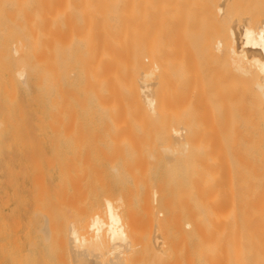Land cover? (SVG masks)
I'll list each match as a JSON object with an SVG mask.
<instances>
[{
    "label": "bare ground",
    "instance_id": "bare-ground-1",
    "mask_svg": "<svg viewBox=\"0 0 264 264\" xmlns=\"http://www.w3.org/2000/svg\"><path fill=\"white\" fill-rule=\"evenodd\" d=\"M203 21L209 28L206 40H200L203 37L194 28ZM202 41H205L202 44L204 51L213 55L211 57L220 75L219 98L217 95L215 101L218 99L217 111L221 113V118L219 115L217 118L228 121L231 117L228 122L233 123L234 114L228 106L235 104L233 101L238 99L235 95L240 96V91L247 88L243 86H248L249 91L245 89L246 93L243 91L241 98L249 106L248 118L243 125L248 126L251 136L248 134L245 137L247 140L252 138V141L250 139L251 144L247 145L248 159L244 165L246 182L243 185V182L240 185L243 177L240 180L238 175V170H241L236 168L239 165L232 164L237 176L230 174V179L227 175L231 168H227L228 174L223 175L228 180L223 182L221 173L224 170L221 172L218 157L212 158V161L207 159L208 156L202 153L204 149L199 145L200 141V147L193 145L198 139L192 144L187 143L195 136V133L190 135L189 128H192L190 122L195 112L193 106L198 103L193 105L195 102H190L192 98L184 100L182 97L185 94L187 97L190 92L183 90L193 86L191 73L199 52L202 53L200 50L203 48L199 50ZM181 74L187 75V88L179 80L183 77ZM24 76L27 90L21 87L22 82L21 86L19 84ZM235 83L241 84L237 89L240 94L235 92L236 86H231ZM173 85H178V88L181 85V90ZM176 88L175 96L173 90ZM231 88L235 95L229 93ZM192 89L188 90L195 91L194 86ZM178 95L186 101L184 107ZM229 111L232 113L230 117ZM76 121H98L106 124L107 127L103 126L106 131L94 128L101 133L95 134L94 129L93 135H85L82 131L75 133L78 129ZM221 121L218 123L222 125ZM226 122L222 126L229 128ZM218 126L220 135L223 129ZM188 133L190 138L187 136L186 139ZM239 133L243 134V131ZM221 136L219 138L223 139ZM193 147L199 150H194L200 152L198 156L197 152L192 156L190 149ZM206 150L209 151V148ZM206 150L204 152L208 154ZM222 155L226 157V153ZM203 156L212 163L211 167L206 166V160H202L203 163L198 161ZM234 158L232 161H235ZM214 160H218L219 164H215ZM240 161L246 163L244 159ZM225 165L227 160L223 168ZM104 167H111L119 178L132 180L141 167H169V171L174 167L169 173L174 174L175 179L177 176V183L173 185L170 181L168 189L173 192L176 189L178 202L183 204L180 216L184 250L180 264H264V0H0V232L11 228L7 220L10 216L4 211L11 201H15L16 205L15 209L10 208L15 212V218L22 219V212L28 214L27 228L34 227L35 219L49 215L46 207L49 201L57 203L55 217L60 221L72 217L75 210L72 205L76 194L74 188L86 183L91 170L94 174L100 173L96 175L101 181ZM149 169H146L147 172L140 171L146 174L138 172L135 179L139 177V182ZM170 174L168 178L172 180ZM26 182L30 184L28 191L24 187ZM226 183L229 188L224 189ZM221 189L232 190V194L227 193L229 203H222V200L220 203L221 195L214 200L217 205L211 203ZM224 190L220 194L224 195ZM27 200L31 201L29 209L25 206ZM115 202L106 201L104 213L107 221L104 217L98 219L99 216L97 220L91 219L95 222H91L92 226L89 224L83 234L72 227L71 221L70 228L73 229L67 236L71 239L72 253L77 249V252L83 251L81 248L84 246V251H90L88 245L105 249L107 244L118 249V254L112 249L116 256L131 243L129 239L131 241L132 237H129L126 226L130 228L132 225H125L120 212L122 205L118 206L119 201L115 205ZM124 206L122 209H125ZM9 213L12 215V212ZM176 216L173 220H177V225L174 221L172 224L177 227L181 218L178 214ZM25 223L19 220L13 225L18 228ZM89 230L93 233H85ZM145 230L148 232V228ZM160 230L161 224H157L154 237L150 236L155 242L148 240L149 244L154 243L150 246H159L158 241L165 239L161 235L159 240ZM36 236L39 235L36 233ZM173 238L167 239L172 242ZM61 239L62 236L59 241ZM65 243L61 245L65 247ZM110 248L106 247L107 251ZM161 254L163 256L164 253ZM77 255L75 258L79 261L76 260V264H82ZM104 259L107 260L106 257Z\"/></svg>",
    "mask_w": 264,
    "mask_h": 264
},
{
    "label": "rangeland",
    "instance_id": "rangeland-1",
    "mask_svg": "<svg viewBox=\"0 0 264 264\" xmlns=\"http://www.w3.org/2000/svg\"><path fill=\"white\" fill-rule=\"evenodd\" d=\"M198 24H200V23H198ZM194 28L196 29V30L195 29L194 30L195 31H199L201 37H203V39L201 38L200 40H206L208 38L207 36H209V28H208V24H206L204 21L199 26L197 25ZM199 33H198V35H199ZM196 34H197V32H196ZM198 35H197V37H198ZM199 37H198V39H199ZM204 37H205V39H204ZM202 42L203 43H200L199 44L201 46V47L199 46L200 47L199 50L204 47V46L202 47V44H204L205 41H202ZM200 51L202 53L199 52L200 57L198 55V58L196 59L197 62H195L196 65H195V63H193V67L194 66L195 67L197 66V67L196 68L194 67L193 70H192V73H191L192 74L191 79L193 81V82L192 81L191 82L193 83L192 85L194 86L195 91H191V90L189 91L188 90L189 88L192 89L193 86L192 87H189L188 86L189 88H187L186 82H185V80H186L185 77L187 75H185V74L182 75L181 74L183 77L182 78H179V80L181 79L180 81L182 82V86L185 85V87L187 88L185 90L182 87L184 89L183 91H186L188 93L190 92L189 94L187 93L188 94L187 97H185L186 94H185V96H183L184 93H185L184 92L183 95H182L183 96L182 98H184V100H186V98H192V99L197 98L198 99V100L195 99L196 101L195 100L192 101V99L190 100L191 103L192 102H195V104H193V105H196L198 103L196 106H193L195 108V109L193 108L194 109L193 111H195V112H194V114H192L194 116H192V119L193 120H191V122H190L191 123V126L190 127L195 128V129L192 130V132H190V130L192 128H189L190 135H193L195 133V136L193 135L194 138L193 137L191 138L192 141L189 140L187 142V140H186L187 139V136H188V138H190V135L188 133V135H186V139L184 140V145L186 146L185 142H187V143L191 142V144H192L193 141H196L195 139H198L197 144L196 143H193V145H197V146H195L197 148L200 145V146H202L201 148H203L204 150H206L207 147H208L209 148V151H211V152H209V151L206 150V152H208V154H205V152L203 150L202 153L204 154V156L205 155L208 156L207 159H209L211 161H212V158L216 159L218 157V159L220 161L219 163L221 164V172L224 170L223 173L220 172L222 175L224 173L226 174L227 171L229 172V169H227V168H231L229 175H227L229 177L226 176L228 179H230V177H231L230 174L231 175L234 174L235 176H237L236 175V171L234 170L235 167L234 168L231 167L232 164L234 163L233 165H235V166H238V165L241 166V167L238 166L236 168H238V169L241 170V171L238 170V173H239L238 175H239V177H241L240 180H242V177H243V180L240 181L239 180V177H237V180L240 181V185L243 182L242 183V185H243L246 182V174H245L246 166H244V165L247 164V159H248L247 158V154H246L247 151H248L247 145L249 144L248 146H250L251 141H252V138H250L251 141H250L249 138L247 140L246 137L251 136V134H249L248 126L247 125H243V123L246 124V120L248 118L249 106H248L247 102L244 99L241 98L242 97L241 95H242L243 91H244V93H246L245 92V89L247 91H249L248 90V86L247 85L243 86V84H242L243 88L244 87H247V88H245V89L242 88L243 91H240L239 90L240 92H242L240 94L237 89H239L238 87L241 86V84L240 85H236L237 83H235V84H232L231 85V86L234 85L233 87L236 86L237 88L235 87V92L238 91L237 93L240 94V96L238 94L235 95L234 92H232L233 91V89H232L233 87L230 89L231 92L229 91V93H233V95H235V99L236 98H238V99L240 98L239 100L236 99V100L233 101L235 104H232V103H231V105L228 104V105L231 106V107L228 106V108H230V110H232L231 112L234 114L232 116V121L235 118V120L233 121V123L230 122L231 124L234 125V126L232 125V128L231 129H233V130H232V134H231V129H230L231 124L228 121L231 120V117L230 116H231L232 113L229 111L230 115H228V116L230 117V119H228L229 117H226L228 119V121L226 119L223 120L224 121V124H223V121H221V119H219V118H221V113L219 114V112L217 111V109H218V105H217L218 99H217V102H216L215 101V97L219 93V85L218 84H219L220 75L218 74L219 73L218 68L215 67L216 66V64H215L216 62H214V58L211 57L213 55H211V53L210 54H207V52L204 51V48L202 50H200ZM180 71H178L179 72L178 73L179 76H180ZM25 73L28 76V72L26 71ZM218 75H219V77H218ZM25 76L23 77V79H22V77L21 78L19 77L20 80L19 79L18 80H19L20 86H21V82H22V86L21 87L24 90H27V85L25 83L26 80H27L26 79L27 76L26 77ZM176 79H178V78H176ZM21 80H23V81H21ZM174 84H175V82H174ZM187 85H189V84H187ZM217 85H218V87H217ZM174 86H176L178 88V85H173V87ZM180 87H181V85H180ZM177 88H176V90H173V91H175V92H173V94L176 93ZM217 88H218V90H217ZM229 88H228V90H229ZM180 90L181 89H179V91ZM212 94H214V95H212ZM179 97L181 98V96H179ZM179 97H177V98H179ZM217 97L219 98V95ZM180 98L178 100H181L182 101V98L181 99ZM184 100L182 101L183 102L182 105L184 103H186V101H187L186 100L184 102ZM174 102H175V100H174ZM241 102H242L243 105L241 104ZM177 103H178V101H177ZM179 103L181 104V102H179ZM239 103H240L241 106L239 105ZM180 104H177V105H180ZM245 104H246V106H245ZM212 105H214V106H212ZM215 105H216L217 108L215 107ZM235 105H236L237 108H235ZM184 106L185 105H183V107ZM186 106H188V105H186ZM239 106H240V109H239ZM242 106H245V107H243L244 108V111H243ZM233 109H234V112L235 113L233 112ZM238 109H239V111L240 110H242V111H240V113H239V111H237ZM227 110H229V109H227ZM215 111L218 113L217 116H216V112ZM236 112H238V113H236ZM239 114H240V116H238ZM245 114H246V116H245ZM189 116H191V115H189ZM235 116H237V117H235ZM196 117H197V119H196ZM217 117H219V118H217ZM241 117L242 118L244 117V119H242ZM236 120L238 122H236ZM220 121L222 122V125H225V122L227 121L226 124L230 125L229 128H227L228 127L227 125L226 126H222L220 123H218ZM239 121H240V123L242 125L239 123ZM79 122L76 121L75 127L78 128V129H75V133H80V131H82V133H85V135H93L95 133V131H96V129H94V128H98L100 131H103V130L106 131L105 130L106 128L103 127V126H106L105 123H104L105 125H102L100 122L98 123V121H93V122H90V121H88V122L85 121L84 122L83 121L82 123L81 122L79 123ZM199 122H201L202 124L201 123L199 124ZM86 123H87L88 126L86 125ZM88 123H90V124H88ZM95 123H97V124H95ZM217 123L220 124V126L223 129V131H225L227 133H223V131H220L219 132L220 135H218V132L217 131H219V129H217V127H216V126H218ZM83 124H85V125H83ZM91 124H92V126H91ZM93 125H94V127H93ZM110 125H112V124H108V126H110ZM235 125H237V126H240L241 125V126H240V128L239 127L237 128V126H235ZM220 126H218V127L221 128ZM79 127H80V129H79ZM198 127H200V128H198ZM224 127H226L227 129L225 128V130H224ZM245 127H247V128H245ZM93 129L95 131H93ZM198 129H200L201 131L198 130ZM228 129H230L229 130L230 134H229L228 131H226ZM238 129H241L243 131V134L242 133H239V132H242V131H239ZM243 129L244 130L247 129V130L244 131ZM78 130H79V132H77ZM99 130L96 131L95 134L101 133ZM222 134H225L224 135L225 137ZM197 136H199V137H197ZM220 136L223 139L219 138ZM257 136H255V137H257ZM200 138H201V140H200ZM255 139H257V138H255ZM216 140H219L220 144ZM198 142H199V145H198ZM216 144H218L219 146L216 145ZM228 144H229V146H227ZM245 144H246V146H245ZM189 146H187V148L185 147L186 150L189 148ZM205 146H207V147H205ZM190 147H192V145ZM197 148H194L193 147L192 148L193 150L190 149V151L193 152L192 153V156L196 152H197L196 155L197 156L199 155L200 152L198 153L199 150ZM201 148H199V149H201ZM227 149H228V151H227ZM194 150H198V151H194ZM219 153H221V154H219ZM222 153L224 155L226 153V157H224L222 155ZM234 153H235V156H234ZM229 154H230L231 157L232 156L235 157L234 158L235 161H232L233 157L232 158L231 157L229 158ZM237 154H239L240 156L237 155ZM241 156L243 157V159L245 160L246 163L242 164V161H240V160H243ZM222 158H225L227 160V165H225V168H223V167H224V164H225L226 160H223L222 161L221 160ZM239 158H240V160H239ZM207 159L204 157L202 159L200 158L198 161H201V162H202V160H204V161L206 160L207 161ZM217 161L218 160H216V161L214 160L215 164H219V163H217ZM207 162H206L207 163L206 166L209 167L210 165H212V163L210 161H207ZM199 163H198V165H199ZM199 166L203 167V164L202 165H199ZM226 166H229V167H226ZM204 167H205V163H204ZM212 167H214V165ZM218 167L219 166H217V168ZM104 168L105 169L103 171V178H102L101 181H100V178L96 175V174H100V173L95 171L96 173L94 174V171L91 170L92 172L89 171V173H88V175H89L88 177L89 178L86 180V183H84L81 186L76 185L78 188L75 187L74 188V192L77 195L74 193L75 194L74 195V199H73L74 202L72 203L73 207L75 208V210L73 211L74 214L70 218H68V217L63 218V221H60V218L55 217L56 214H57V209H58L57 203H55L54 201H51V202L49 201V202L46 203V207L48 208L49 215L48 214H45L46 215V218L45 217H42V219L41 218L35 219L34 220V227L30 226V227L27 228V226H28L27 220L29 218L28 217V214L22 212V213H20L22 215V217L20 215V217L22 219L15 218L16 217L15 212L13 210H11L10 208L15 209L16 205H14L15 204L14 203L15 201L14 202L11 201V203L7 207L4 208L5 213L6 214L8 213L7 214L8 217L10 216L9 218H7V220L10 221L11 228L8 231H6V232H0V264H76V263H78L77 261H79V260H77L75 258L76 255H77V253H78L77 256L81 258L80 261H81L82 264H88V263H93V264H106V263L107 264H114V263L115 264H123L124 263L125 264V261H126V264H128V263H131V264H170V263H172V264H180V261L182 260V257H183V250H184V246H183V243L181 241L182 240L181 239L182 238V229H181L182 228L181 227V225H182L181 224L182 223V216H180V215H182L183 204H181V202L180 203L178 202V199H177V195H178L177 192L178 191L176 189H174V192H173L172 190H170L171 188L168 189L169 188L168 187L169 186L168 183L170 181L172 182L173 185H175L177 183V176H176V179H175L174 178L175 177L174 174L172 173L173 176L170 174L174 170V167L170 168L172 171L171 170L169 171V167H157L156 168L157 170L154 169V167H150V169H149V167H147V168L144 167V169H143V167H141L142 168V169L140 168L141 170L137 169V171H136L137 176H138V172L140 173V171H142V170H145V172H147L146 169L147 170L149 169V171L147 173L148 177L146 175L145 177L141 178L139 180V182H138L137 179L139 177L137 179H135L136 178V174H135L134 175L135 176L134 179L136 180L137 183L135 182L134 179L132 180V179H130L128 177L119 178V176H118L119 174L117 172H114L113 169L111 170V167H104ZM216 170H217V172L220 171L218 169H216ZM225 170H226V172H225ZM166 171H167V173H166ZM142 173H144V171L141 172L140 174H142ZM140 174H139V176H143L146 173H144L143 175H140ZM169 174H170V177L173 178L172 180H174V181H172L171 179L169 180V178H168L169 177ZM241 174H243L244 176L241 175ZM224 176L225 175H223V177ZM92 177H94V178L92 179ZM226 177H224V181L223 182H227L228 179H225ZM54 179L56 181L57 177L55 176ZM89 179H90V182H89ZM96 179H99V180H96ZM144 179H146V180H144ZM134 182L136 184H134ZM28 184H29L28 182H26L24 184L25 189L27 187L30 189V184L29 185ZM228 184H229V182H228ZM228 184L226 183V188H224V187L223 188L224 189L229 188V187H227ZM28 188L26 189L27 191L29 190ZM130 189H132L133 191H131ZM154 189H156V191ZM223 190L221 189L220 192H223ZM229 191L228 190L227 191L224 190V192H225V193H223L224 195H222V194H220V192H218L217 196L215 197L216 199L211 200V203H214L215 202L214 200H217L218 197H219V195H221V198H222L221 199L219 197L220 198L219 199V202L222 200L223 201V202L221 201L222 203H224L225 201L227 203V201L229 200V198H227V197H229L227 195V193L230 194L232 190L229 189ZM153 192H155V195H154ZM242 192L244 194V191L240 190V193H242ZM156 194H157V196H156ZM225 194H226V196H225ZM78 195H79V197H78ZM145 196H147V197L149 196V197L147 198ZM104 198H105V201H104ZM122 198H123L124 201L121 200ZM149 198H151V199L149 200ZM107 200H110L112 203L114 201H116V202H118V201L119 202H122L123 201L120 204L118 202V206L119 205H122L123 206V204L125 205L124 206L125 209H122V206H120V209L122 210L120 212H121V214L123 213L122 215L124 217L125 225L126 224L127 225H132V226H130V228L132 229V232H131V229L128 228V226H126V230L128 229V232L130 233V235L128 233L129 237L130 236L132 237L131 238V241L129 239V242H131V243L130 244L128 243L130 246L128 244L127 245L129 247L125 245L124 251H122L123 249L122 250L119 249V250L122 251L123 254L122 253H119L120 255H116V256H115V254L113 252L114 250H116V249H114L116 247L113 248L112 245H110V246L108 245L107 246V244H106V246L102 245V246H104L105 249H103V247H101V246H99L98 248H96V245H94L95 246V249H94V246L93 245H88L90 247L89 248L90 251L87 250V249H86L87 251H84V248H85V246H84V248H81V250L83 249V251H80L82 255L80 254L79 251L77 252V250H79V249H77V250L74 249L76 253L75 252L72 253L73 248L71 250V245H70L71 244V242H70L71 239H69V237L67 236L69 234H67V233L70 232L74 227H76L75 229L79 230V232L82 231L81 233L83 234L84 233V230H86L87 226L89 227V224H91V226H92L93 223H91V222H93L94 220H91V219L97 220L96 217H98V216H99L98 219H100L101 217L102 218L104 217L103 219H105V221H107V218L105 216L106 214L104 213V212H106V210H105L106 209L105 208L106 205L105 204H107L106 203ZM147 200H148V202H147ZM126 201H127L128 204L126 203ZM229 201H228V203H229ZM28 202L30 203L31 201L30 200H27V202L25 203V206H26V208L29 209L30 206H31V203L29 204ZM116 202L114 203L115 205H117ZM211 203H210V208H212V206H213V204H211ZM215 204L217 205L218 203L215 202ZM145 205H147V208H146ZM148 206H149L150 209L148 208ZM215 206H214V208H215ZM226 206H225V208H226ZM155 208H156V210H155ZM220 208H221V206H220ZM223 208H224V204H223ZM130 211H131V214H130ZM147 211L148 212L149 211H152V212H149L148 213ZM155 211H157L158 213L160 212V215L158 216V213H156ZM9 212H12V215ZM133 214H135V215H133ZM148 214H150V215H148ZM177 214L180 216L179 218H181V220L179 222V225L176 227L177 223H175V222H177V220L175 219V221H174L173 219L175 218V216ZM155 215H157L158 217L155 216ZM24 217H26V218H24ZM176 218H177V216H176ZM150 219H152V220L150 221ZM19 220H22V222H25L26 221V223H25V225H23V227H18L17 228L15 225H13V223L18 222ZM45 220H47V222H48V220H49V222L51 221L50 224H48L49 222L47 223ZM88 220H89V222H88ZM71 221H73V225H72V222ZM127 221H128V223L129 222L130 223L128 224ZM173 221H174V223L176 225L175 224H172ZM60 223H62L63 225H60ZM70 223H71L72 227L74 226L72 229L70 228L71 227ZM74 223L79 224V225H76L75 226ZM85 223H87V224H85ZM46 224H47V226L50 227V228L48 227L50 229L49 232H48L49 229L45 226ZM157 224H161V230L163 229V231H162L163 234H161L162 233L161 230L159 231L160 233L158 232L159 240L162 239V236L163 235H164L163 237H165V239L164 240L162 239V240L158 241V242H160V244L159 243L158 244H159V246L161 245V247H159L157 245L156 247H158V249H155L156 248L155 246H153L155 248H153L152 246H150V245H154V243L153 244H149L150 241H148V240L149 239L153 240V238H151V237H154L153 232L154 233L156 232V226H157ZM133 226H134V228H133ZM145 226L146 227L149 226V227H147L148 228V232H147V230H145V229H147V228H145ZM59 227H60V229H59ZM45 228H46V230H45ZM62 228H64V229H62ZM40 229H41V231L43 230L41 236H40V234H41L40 232L41 231L39 232ZM51 229H52V231H51ZM89 229H91V227ZM133 229H134V231H133ZM140 229L141 230H144L146 233L144 231L142 232ZM90 231L92 232V230H89V231H85V233H88L89 232V234H91ZM79 232H78V234H79ZM36 233L39 236H36ZM61 236H62V239L61 240H63V242L61 240L59 241V239L61 238ZM85 236H87V235H85ZM88 236H90V235H88ZM166 236L170 240L174 237L173 240H172V242H170V240H168L166 238ZM176 237L178 238V243L179 244L176 243V241H177V238ZM66 238L69 240V242H67L68 240ZM48 239H49V241H48ZM132 239H133V241H132ZM64 240H65L66 243H69V245L66 244L64 242ZM142 241H144V242L142 243ZM153 241L155 242V239ZM165 241H166V243H165ZM60 242L62 243V245H64V243H65V247H63ZM136 242H137V244H136ZM161 242H162V244H161ZM168 242H170V243L168 244ZM164 244H166V245H164ZM72 246H74V245H72ZM91 246H92V248L94 250L91 249ZM111 246H112V248H110ZM28 247L30 248L29 250H28ZM34 247H35V249H34ZM69 247H70V249H69ZM106 247H109L110 248V251H107L108 249H106ZM126 247H128L130 251L128 250V248L126 249ZM161 248H162V250H161ZM164 248H166V249H164ZM98 249L100 250V252H99ZM112 249H114V250H112ZM106 251H107V254L105 253ZM117 251H118V249L115 251V253ZM171 252L173 253V255H172ZM161 253H164L165 254V255L163 254L164 257L162 256ZM110 254H112V255H110ZM116 254H118V253H116ZM181 254H182V256H181ZM127 255H128V257H127ZM109 256H111V258ZM118 256H121L119 258H122V259L119 260ZM100 257H103V258H100ZM105 257H106L107 260L104 259ZM124 257H126L128 259H126ZM175 258H177V260ZM101 259L103 261H101ZM114 260H115V262H113ZM127 260H129V261L127 262Z\"/></svg>",
    "mask_w": 264,
    "mask_h": 264
}]
</instances>
